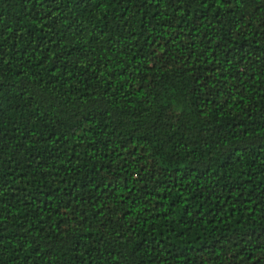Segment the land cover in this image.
I'll return each instance as SVG.
<instances>
[{
    "label": "trees",
    "instance_id": "trees-1",
    "mask_svg": "<svg viewBox=\"0 0 264 264\" xmlns=\"http://www.w3.org/2000/svg\"><path fill=\"white\" fill-rule=\"evenodd\" d=\"M0 264H264V0H0Z\"/></svg>",
    "mask_w": 264,
    "mask_h": 264
}]
</instances>
